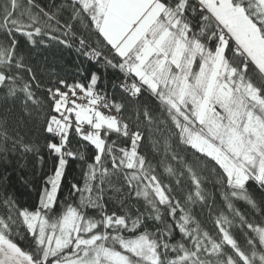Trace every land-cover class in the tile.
<instances>
[{"label":"snow or ice","instance_id":"1","mask_svg":"<svg viewBox=\"0 0 264 264\" xmlns=\"http://www.w3.org/2000/svg\"><path fill=\"white\" fill-rule=\"evenodd\" d=\"M53 44L113 93L38 80ZM0 105V154L54 165L34 209L0 199V264H264V0H0Z\"/></svg>","mask_w":264,"mask_h":264},{"label":"trees","instance_id":"2","mask_svg":"<svg viewBox=\"0 0 264 264\" xmlns=\"http://www.w3.org/2000/svg\"><path fill=\"white\" fill-rule=\"evenodd\" d=\"M41 6L59 5L64 0H37ZM52 10H55L54 8ZM67 15V13H65ZM27 51V50H26ZM29 55V63L36 72L37 79L42 83L47 84L50 80L57 77L65 78L69 83L74 80H83L87 76L88 70L98 71L100 81L98 88L101 91L113 93V83H116L119 73L112 69L105 70L103 67H92L82 56L74 49H66L63 46L51 45L48 48L41 46L38 49H33ZM81 69L85 71L82 73ZM0 111H3V105H0ZM23 118L22 110L17 107L14 113L11 124H15L16 119ZM27 133L29 138H34L35 133L25 128L21 134ZM41 143L43 141H40ZM147 151V148L145 149ZM44 157L41 161L38 156L32 153L21 156L20 153L9 152L0 154V199L5 195L12 196L18 206L22 208L34 209L39 204L40 191L44 184V177L51 173L54 168L53 161L48 157L46 151L40 153ZM79 182L83 185V175L79 162H70L66 169V179L61 187L59 199L64 201L69 197V188L71 183ZM206 188L212 190L211 184H206ZM78 202V196L74 195L69 198V203ZM211 203V201H210ZM219 198L213 206V216H209L207 208L202 212L197 206V216L204 228L215 234L213 228V220L215 213L221 209ZM237 207L242 211H249L243 202H238ZM254 213L249 211V217L253 218ZM257 221L260 217L255 216ZM23 231V228L21 229ZM238 234V233H237ZM178 238V237H177ZM22 246L26 245V241L21 242Z\"/></svg>","mask_w":264,"mask_h":264},{"label":"built area","instance_id":"3","mask_svg":"<svg viewBox=\"0 0 264 264\" xmlns=\"http://www.w3.org/2000/svg\"><path fill=\"white\" fill-rule=\"evenodd\" d=\"M119 81H117L116 83H118Z\"/></svg>","mask_w":264,"mask_h":264}]
</instances>
